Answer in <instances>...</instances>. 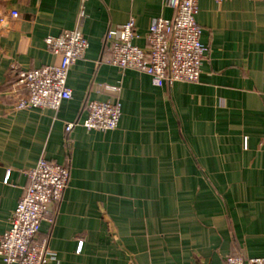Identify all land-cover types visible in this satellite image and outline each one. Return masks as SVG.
<instances>
[{
	"label": "crops",
	"instance_id": "crops-1",
	"mask_svg": "<svg viewBox=\"0 0 264 264\" xmlns=\"http://www.w3.org/2000/svg\"><path fill=\"white\" fill-rule=\"evenodd\" d=\"M198 6L208 49L200 79L158 87L110 63L106 34L133 18L134 44L145 48L151 23L175 16L168 0H0V235L29 184L25 172L43 158L70 170L41 224L53 264L264 257V2ZM75 29L89 48L69 72L72 98L58 111L17 109L12 67L57 64L46 38ZM93 100L121 102L117 130L83 126Z\"/></svg>",
	"mask_w": 264,
	"mask_h": 264
},
{
	"label": "built area",
	"instance_id": "built-area-1",
	"mask_svg": "<svg viewBox=\"0 0 264 264\" xmlns=\"http://www.w3.org/2000/svg\"><path fill=\"white\" fill-rule=\"evenodd\" d=\"M198 1L168 0L175 16L172 19L157 18L151 23L145 48L134 44L138 38L135 19L109 30L106 42L110 63L121 70L132 69L147 74L158 87L174 82H198L208 50L201 42L202 29L196 21ZM85 11L82 5L81 22L85 19ZM18 16L17 11H11L12 18ZM45 41L59 62L30 70L17 65L12 67L19 97L17 109L49 108L58 111L64 101L72 98V90L67 83L69 72L85 56L89 42L79 29L65 30L59 36L47 37ZM86 108L88 118L83 126L87 130L106 133L118 129L122 116L120 101L93 100L87 103ZM74 125L67 124L66 131H71ZM25 174L29 184L13 213L9 230L0 235V257L5 264H53L56 254L48 242L40 238L41 224L48 217L50 205L61 201L69 185L70 170L42 158ZM225 262L264 264V257L229 256Z\"/></svg>",
	"mask_w": 264,
	"mask_h": 264
}]
</instances>
